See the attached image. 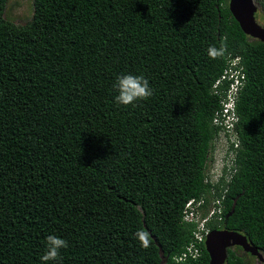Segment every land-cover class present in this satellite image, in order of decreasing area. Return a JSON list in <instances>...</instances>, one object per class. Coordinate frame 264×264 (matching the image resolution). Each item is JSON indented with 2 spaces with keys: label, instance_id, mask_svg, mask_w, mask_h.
<instances>
[{
  "label": "trees",
  "instance_id": "1",
  "mask_svg": "<svg viewBox=\"0 0 264 264\" xmlns=\"http://www.w3.org/2000/svg\"><path fill=\"white\" fill-rule=\"evenodd\" d=\"M6 2L0 264H42L49 234L68 241L49 264H208L204 243L196 257L174 255L194 226L186 200L221 194L204 180L218 130L212 85L234 55L246 75L238 169L210 224L264 249V41L242 30L229 0H32L22 22ZM221 42L224 55L210 58ZM127 73L144 75L154 95L118 105L114 85ZM224 264L248 261L228 247Z\"/></svg>",
  "mask_w": 264,
  "mask_h": 264
},
{
  "label": "built area",
  "instance_id": "2",
  "mask_svg": "<svg viewBox=\"0 0 264 264\" xmlns=\"http://www.w3.org/2000/svg\"><path fill=\"white\" fill-rule=\"evenodd\" d=\"M244 65L239 55L230 56L227 65L212 85L213 92L219 95L220 105L214 111L212 123L218 128L214 137V148L211 159L205 169L204 180L210 188L216 184L220 195L208 201L205 195L189 197L182 210V218L193 223L191 238L183 249L174 255L176 261L185 260L188 256L196 257L201 253L211 229L210 220L220 221L223 218V198L228 182L237 171V153L239 136L236 129L238 113L236 110L239 92L246 79ZM227 81V83H225Z\"/></svg>",
  "mask_w": 264,
  "mask_h": 264
},
{
  "label": "water",
  "instance_id": "3",
  "mask_svg": "<svg viewBox=\"0 0 264 264\" xmlns=\"http://www.w3.org/2000/svg\"><path fill=\"white\" fill-rule=\"evenodd\" d=\"M228 4L231 13L242 30L248 35L264 41V23H260L255 16L258 8L257 1L229 0ZM235 201L236 198L233 199L232 207L227 215L232 212ZM232 245H240L242 249L260 255L258 248L248 242L244 233L225 227L213 228L208 232L205 239V248L209 254L208 264H224L227 257V248ZM164 260L163 257L162 262Z\"/></svg>",
  "mask_w": 264,
  "mask_h": 264
},
{
  "label": "clouds",
  "instance_id": "4",
  "mask_svg": "<svg viewBox=\"0 0 264 264\" xmlns=\"http://www.w3.org/2000/svg\"><path fill=\"white\" fill-rule=\"evenodd\" d=\"M226 50H227V45L224 42H221L219 47H217L214 44L210 45L207 49V53L210 58L216 59L223 56ZM114 87L117 91V95L115 96L114 99L118 105H123V106L135 105L137 102L146 101L147 99H149L154 95V89L151 87L149 80L144 75H137L132 73L120 75L117 77ZM218 223L219 221L217 222V224ZM215 228H221V227H215ZM211 229H213L212 226ZM204 245H205V241H204ZM67 247H68V241L66 239H63L55 234H49L46 237L45 251L40 257L42 264H49V262H58L59 260H61L62 259L61 250Z\"/></svg>",
  "mask_w": 264,
  "mask_h": 264
},
{
  "label": "rangeland",
  "instance_id": "5",
  "mask_svg": "<svg viewBox=\"0 0 264 264\" xmlns=\"http://www.w3.org/2000/svg\"><path fill=\"white\" fill-rule=\"evenodd\" d=\"M32 0H7L5 5V15L16 22L24 21L31 13ZM256 18L264 23V13L260 10L258 4V12H256ZM238 252H243L238 250ZM251 262H254L253 257L249 258Z\"/></svg>",
  "mask_w": 264,
  "mask_h": 264
},
{
  "label": "flooded vegetation",
  "instance_id": "6",
  "mask_svg": "<svg viewBox=\"0 0 264 264\" xmlns=\"http://www.w3.org/2000/svg\"><path fill=\"white\" fill-rule=\"evenodd\" d=\"M231 248H233L234 250H242L244 252V255L248 261V264H264V249L263 250H260V255L258 254H253L252 252L250 251H246L244 249H242V247L240 245H232L230 246ZM241 252V253H243ZM240 253V252H239ZM253 257L254 259V262H251V260H249V258Z\"/></svg>",
  "mask_w": 264,
  "mask_h": 264
}]
</instances>
